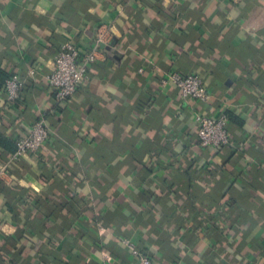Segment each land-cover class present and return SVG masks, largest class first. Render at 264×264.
<instances>
[{
  "label": "crops",
  "instance_id": "0c3cea01",
  "mask_svg": "<svg viewBox=\"0 0 264 264\" xmlns=\"http://www.w3.org/2000/svg\"><path fill=\"white\" fill-rule=\"evenodd\" d=\"M110 32L70 103L47 77ZM139 69L142 70L139 73ZM210 98L183 101L170 73ZM0 264H264V0H0ZM46 113L36 157L14 142ZM228 117L202 148L194 117ZM15 150V151H13Z\"/></svg>",
  "mask_w": 264,
  "mask_h": 264
},
{
  "label": "built area",
  "instance_id": "2783aa9c",
  "mask_svg": "<svg viewBox=\"0 0 264 264\" xmlns=\"http://www.w3.org/2000/svg\"><path fill=\"white\" fill-rule=\"evenodd\" d=\"M109 40L110 32L99 27L94 33L95 46L86 53L81 54L70 43L63 46L54 57L53 69L47 77V84L53 92L56 104L70 103L73 100L77 89L87 80L88 70L98 60V47L108 43ZM138 72L141 73L142 70L139 69ZM160 83L162 86L167 83L172 84L185 102L189 100L209 101L210 96L199 76H183L173 72L162 78ZM4 89L8 102L10 104L15 102L22 89V81L18 75H12L7 79ZM194 121L197 125L196 136L200 147L218 150L230 144L228 118L225 113L221 112L214 117L197 114ZM48 138L46 113L43 112L30 126L27 135L15 141V158L36 157ZM122 245L129 250L135 264H153L151 258L129 239H124Z\"/></svg>",
  "mask_w": 264,
  "mask_h": 264
},
{
  "label": "trees",
  "instance_id": "16d2710c",
  "mask_svg": "<svg viewBox=\"0 0 264 264\" xmlns=\"http://www.w3.org/2000/svg\"><path fill=\"white\" fill-rule=\"evenodd\" d=\"M12 76V75H11ZM10 76V77H11ZM10 77H6V78H4L3 76L2 77H0V81L1 82H3V83H5V81L7 80V79H9ZM228 118V117H227ZM14 146H15V142H14ZM16 149V148H15ZM13 151H15V150H13Z\"/></svg>",
  "mask_w": 264,
  "mask_h": 264
}]
</instances>
